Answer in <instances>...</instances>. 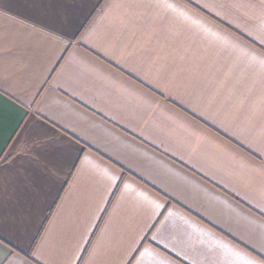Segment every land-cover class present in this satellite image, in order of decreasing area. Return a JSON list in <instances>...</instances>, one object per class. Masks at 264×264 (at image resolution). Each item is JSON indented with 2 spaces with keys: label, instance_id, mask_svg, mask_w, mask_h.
I'll use <instances>...</instances> for the list:
<instances>
[{
  "label": "crops",
  "instance_id": "1",
  "mask_svg": "<svg viewBox=\"0 0 264 264\" xmlns=\"http://www.w3.org/2000/svg\"><path fill=\"white\" fill-rule=\"evenodd\" d=\"M0 264H264V0H0Z\"/></svg>",
  "mask_w": 264,
  "mask_h": 264
}]
</instances>
